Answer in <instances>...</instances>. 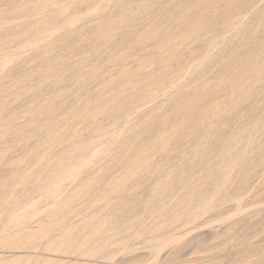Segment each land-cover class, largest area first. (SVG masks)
I'll list each match as a JSON object with an SVG mask.
<instances>
[{"label":"rangeland","instance_id":"374dc122","mask_svg":"<svg viewBox=\"0 0 264 264\" xmlns=\"http://www.w3.org/2000/svg\"><path fill=\"white\" fill-rule=\"evenodd\" d=\"M0 264H264V0H0Z\"/></svg>","mask_w":264,"mask_h":264},{"label":"bare ground","instance_id":"6f19581e","mask_svg":"<svg viewBox=\"0 0 264 264\" xmlns=\"http://www.w3.org/2000/svg\"><path fill=\"white\" fill-rule=\"evenodd\" d=\"M84 151H85V150H84ZM87 151H88V150H87ZM84 158H85V157H84ZM80 160H81V159H80ZM80 164H81V163H80ZM78 166H79V165H78ZM69 170H70V169H69ZM73 172H74V171H73ZM76 173H77V172H76ZM63 178H64V176H63ZM60 179H61V178H60ZM59 182H60V181H59ZM54 184H55V183H54ZM54 184H53V185H54ZM59 184H60V183H59ZM48 187H49V186H48ZM48 195H49V194H48Z\"/></svg>","mask_w":264,"mask_h":264}]
</instances>
